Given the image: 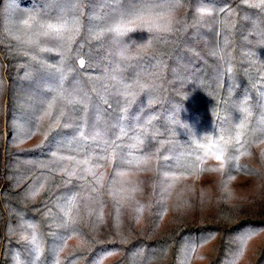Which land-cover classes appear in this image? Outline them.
Instances as JSON below:
<instances>
[{
	"label": "trees",
	"instance_id": "obj_1",
	"mask_svg": "<svg viewBox=\"0 0 264 264\" xmlns=\"http://www.w3.org/2000/svg\"><path fill=\"white\" fill-rule=\"evenodd\" d=\"M207 138L224 169L196 165ZM257 232L245 264L264 0H0V264H194L208 241L199 264H235Z\"/></svg>",
	"mask_w": 264,
	"mask_h": 264
},
{
	"label": "rangeland",
	"instance_id": "obj_2",
	"mask_svg": "<svg viewBox=\"0 0 264 264\" xmlns=\"http://www.w3.org/2000/svg\"><path fill=\"white\" fill-rule=\"evenodd\" d=\"M166 12L161 11V12H153V13H147L145 20L148 22L156 23L165 18ZM199 181V179H197ZM231 183H234L232 181ZM263 236V232H257L253 233L251 235H247L243 238L242 240V245H241V251L239 254L236 255V262L235 264H245V261H249V259L253 256L255 253V250L258 248L261 239ZM74 242V239H71V243ZM73 245V243H72ZM211 243L208 241V243L204 242L201 244L198 248L194 249L190 254H189V261L193 262L194 264H199L204 261L205 253L210 249ZM66 251H61L60 256L64 255ZM111 257L109 256H103L101 257L97 264H108L110 262Z\"/></svg>",
	"mask_w": 264,
	"mask_h": 264
},
{
	"label": "clouds",
	"instance_id": "obj_3",
	"mask_svg": "<svg viewBox=\"0 0 264 264\" xmlns=\"http://www.w3.org/2000/svg\"><path fill=\"white\" fill-rule=\"evenodd\" d=\"M219 157V159H217ZM226 150L220 143L212 141L211 143L205 145V151L202 156L198 158L205 163L208 161H215L219 169H224L227 166L226 160Z\"/></svg>",
	"mask_w": 264,
	"mask_h": 264
},
{
	"label": "snow or ice",
	"instance_id": "obj_4",
	"mask_svg": "<svg viewBox=\"0 0 264 264\" xmlns=\"http://www.w3.org/2000/svg\"><path fill=\"white\" fill-rule=\"evenodd\" d=\"M139 18V17H138ZM158 27V26H157ZM110 31H114V32H117V33H120V34H123L124 31H126L127 29L123 28V27H115V28H112V29H109ZM151 30V29H150ZM213 140L211 138H207L205 140H202L201 142H199L196 147H197V151H198V154L200 156L203 155L204 151H205V145L211 143ZM217 143H221L222 141L220 140H217L216 141ZM217 159H219V157H217ZM202 164V160H198L196 161V165L197 166H200Z\"/></svg>",
	"mask_w": 264,
	"mask_h": 264
}]
</instances>
